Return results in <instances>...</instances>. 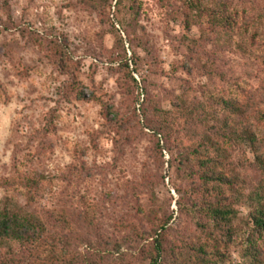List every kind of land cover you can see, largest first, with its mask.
<instances>
[{
  "label": "rangeland",
  "instance_id": "obj_1",
  "mask_svg": "<svg viewBox=\"0 0 264 264\" xmlns=\"http://www.w3.org/2000/svg\"><path fill=\"white\" fill-rule=\"evenodd\" d=\"M191 2L0 0V211L40 218L48 237L38 251L0 242V264H152L156 232L157 264L264 258L251 221L264 210V0ZM256 89L257 160L225 142L218 197L234 214L215 225L180 161L230 123L221 101ZM180 100L194 119L167 152L145 121L181 116Z\"/></svg>",
  "mask_w": 264,
  "mask_h": 264
},
{
  "label": "trees",
  "instance_id": "obj_2",
  "mask_svg": "<svg viewBox=\"0 0 264 264\" xmlns=\"http://www.w3.org/2000/svg\"><path fill=\"white\" fill-rule=\"evenodd\" d=\"M191 1V8H196V3L194 4L196 0ZM119 2L120 0H116V5ZM134 66L135 69L133 68L132 72L137 73L136 65ZM143 92L144 98L140 108L144 112L147 92L144 89ZM253 96L257 97V89L247 92L240 104L232 100L221 101L224 105V120L229 119L230 123L222 130L221 128L204 130L189 146L190 152L180 161L182 164H187L190 169L189 173L200 181L202 192L199 194V201H201L202 210L215 225H228L234 214L230 207L223 204L218 197L222 187L232 184V178L224 172L227 150L224 147L225 142L229 146L232 142L248 145L257 160V151L260 149L261 142L257 139L256 126L257 117L261 116V111L257 110ZM178 109L183 113L181 116L172 112L163 113L160 108H156L152 114L155 119L145 121V126L154 135L160 137L164 150L167 152L179 150V144L176 145L175 142L176 134H179L180 123L185 122L182 117L186 116L185 118L188 119L186 124L194 119L192 109L186 107L184 101H181V106ZM213 118L215 119V114H213ZM205 124L204 121H198L200 126ZM251 221L256 233L257 230L264 231V210L256 208ZM160 229L164 231V227ZM46 233V223L40 218L0 211V242H16L27 247L29 251L33 249L38 251V248L42 247L44 243L46 244L48 238ZM160 239L161 234L156 232L154 238L155 256L152 259V264H157L163 253ZM247 244L255 247L249 238ZM248 248L254 250V252H248L253 262L264 264V258L260 254L258 255L257 248ZM215 257L216 255L213 254L212 262L215 261Z\"/></svg>",
  "mask_w": 264,
  "mask_h": 264
}]
</instances>
